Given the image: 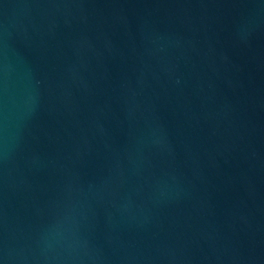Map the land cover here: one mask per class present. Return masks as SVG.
I'll return each mask as SVG.
<instances>
[{
  "label": "water",
  "instance_id": "obj_1",
  "mask_svg": "<svg viewBox=\"0 0 264 264\" xmlns=\"http://www.w3.org/2000/svg\"><path fill=\"white\" fill-rule=\"evenodd\" d=\"M0 264H264V0H0Z\"/></svg>",
  "mask_w": 264,
  "mask_h": 264
}]
</instances>
